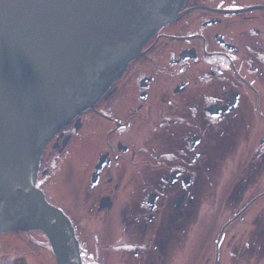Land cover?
<instances>
[{
	"label": "flooded vegetation",
	"instance_id": "flooded-vegetation-1",
	"mask_svg": "<svg viewBox=\"0 0 264 264\" xmlns=\"http://www.w3.org/2000/svg\"><path fill=\"white\" fill-rule=\"evenodd\" d=\"M177 14L40 154L82 264H264V0ZM38 251L42 232H0V264Z\"/></svg>",
	"mask_w": 264,
	"mask_h": 264
},
{
	"label": "water",
	"instance_id": "water-1",
	"mask_svg": "<svg viewBox=\"0 0 264 264\" xmlns=\"http://www.w3.org/2000/svg\"><path fill=\"white\" fill-rule=\"evenodd\" d=\"M184 1L0 0V232L41 231L57 264H82L69 218L36 187L40 154Z\"/></svg>",
	"mask_w": 264,
	"mask_h": 264
},
{
	"label": "rangeland",
	"instance_id": "rangeland-1",
	"mask_svg": "<svg viewBox=\"0 0 264 264\" xmlns=\"http://www.w3.org/2000/svg\"><path fill=\"white\" fill-rule=\"evenodd\" d=\"M22 241L25 242L24 239ZM24 254H27V253H24ZM199 258H201V257H199ZM33 261L35 262V264H56L55 257L53 255V253H51V252L44 254V253H41L40 251H38V255L33 258Z\"/></svg>",
	"mask_w": 264,
	"mask_h": 264
}]
</instances>
